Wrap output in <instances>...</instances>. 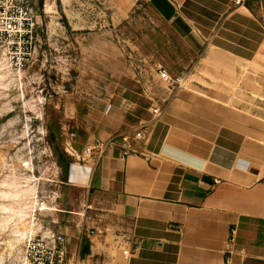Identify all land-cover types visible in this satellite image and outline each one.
Returning a JSON list of instances; mask_svg holds the SVG:
<instances>
[{"label": "crops", "instance_id": "obj_1", "mask_svg": "<svg viewBox=\"0 0 264 264\" xmlns=\"http://www.w3.org/2000/svg\"><path fill=\"white\" fill-rule=\"evenodd\" d=\"M112 2L123 16L147 3L191 59L181 86L162 67L146 81L133 71L108 105L144 138L99 141L70 165L69 183L94 192L114 228L83 261L264 264L263 23L235 0Z\"/></svg>", "mask_w": 264, "mask_h": 264}, {"label": "rangeland", "instance_id": "obj_2", "mask_svg": "<svg viewBox=\"0 0 264 264\" xmlns=\"http://www.w3.org/2000/svg\"><path fill=\"white\" fill-rule=\"evenodd\" d=\"M248 4L264 20V0ZM0 8L16 30L34 24L23 66L24 43L0 40V264H21L26 240L51 232L67 236L71 257L104 264L84 262L80 250L83 238L112 233L111 219L94 192L69 183L70 165L99 141H134V120L108 105L133 85V71L142 81L159 67L177 77L191 56L147 3L129 16L112 0H0Z\"/></svg>", "mask_w": 264, "mask_h": 264}, {"label": "built area", "instance_id": "obj_3", "mask_svg": "<svg viewBox=\"0 0 264 264\" xmlns=\"http://www.w3.org/2000/svg\"><path fill=\"white\" fill-rule=\"evenodd\" d=\"M243 2L244 0H235V4L237 5ZM12 16L13 14H10L8 10L0 8V40L16 37L20 41L14 42V44L11 43L13 47L17 44L21 46L24 43V47H20L21 56L19 58V64L23 66L24 63L28 62L33 53L34 24L27 18L24 24L16 30L18 23ZM13 47L9 48V50H12ZM160 73L172 85L181 86L187 78L186 74L172 77L165 69H162ZM154 113L158 114L159 109H155ZM136 138H144L143 132L138 131ZM103 146V143L98 142L93 148L87 147L85 152L91 154L96 147L102 152ZM77 157H80L78 152ZM41 210L43 209L40 208ZM125 253H128V251H125ZM21 264H83V262H81L80 258L76 259V255L75 257H71L69 241L66 235L51 232L48 236H30L26 240Z\"/></svg>", "mask_w": 264, "mask_h": 264}, {"label": "trees", "instance_id": "obj_4", "mask_svg": "<svg viewBox=\"0 0 264 264\" xmlns=\"http://www.w3.org/2000/svg\"><path fill=\"white\" fill-rule=\"evenodd\" d=\"M242 5L246 6L254 15L255 17H257L264 25V20L259 17L254 10L252 9V7L248 4V0H244V2L242 3ZM91 253V242L87 239V238H83V242H82V248L80 250V254L81 256L85 257L86 255Z\"/></svg>", "mask_w": 264, "mask_h": 264}, {"label": "bare ground", "instance_id": "obj_5", "mask_svg": "<svg viewBox=\"0 0 264 264\" xmlns=\"http://www.w3.org/2000/svg\"><path fill=\"white\" fill-rule=\"evenodd\" d=\"M31 229V228H30ZM32 232V231H31Z\"/></svg>", "mask_w": 264, "mask_h": 264}]
</instances>
